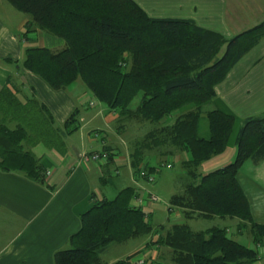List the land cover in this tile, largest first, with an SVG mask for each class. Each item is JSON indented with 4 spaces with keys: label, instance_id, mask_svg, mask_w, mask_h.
I'll list each match as a JSON object with an SVG mask.
<instances>
[{
    "label": "trees",
    "instance_id": "obj_1",
    "mask_svg": "<svg viewBox=\"0 0 264 264\" xmlns=\"http://www.w3.org/2000/svg\"><path fill=\"white\" fill-rule=\"evenodd\" d=\"M6 1L30 16L24 35L38 29L64 41L58 51L27 48L22 68L54 90L81 81L91 97L117 114L120 133L127 121L150 126L129 144L133 174L157 172L167 158L186 154L181 158L186 179L170 197L169 210L179 209L190 220L236 219L233 235L238 237L245 229L255 244L247 246L229 237L228 226L155 227L149 213L134 202L138 190L129 186L112 199L94 202L80 216V229L66 248L55 252L54 264H103L100 255L110 244L148 236L154 239L146 246L170 249L176 264H264L260 251L264 224L253 220L237 178L245 162L258 165L264 160V112L241 120L233 161L200 171L204 162L225 152L236 122L215 106V86L264 38V18L225 37L192 19L150 17L133 0ZM78 114L73 110L58 126L35 96L10 81L0 87V170L44 183L45 169L32 148L43 143L64 151L65 138L80 127ZM172 115L174 120L168 123ZM202 115L206 136L199 129ZM105 152L111 164L113 153L107 148ZM135 254L112 264H130Z\"/></svg>",
    "mask_w": 264,
    "mask_h": 264
},
{
    "label": "crops",
    "instance_id": "obj_2",
    "mask_svg": "<svg viewBox=\"0 0 264 264\" xmlns=\"http://www.w3.org/2000/svg\"><path fill=\"white\" fill-rule=\"evenodd\" d=\"M133 1L153 18L192 19L199 26L217 31L225 37H231L241 30H231L227 18L229 0ZM247 1L244 0L240 6L252 5ZM251 1L264 9V0ZM0 9H3L5 16L13 14L1 0ZM262 9L260 11H264ZM238 13L242 19L245 18L246 12L242 9ZM11 20L10 17L9 22L7 19L0 20V61L13 62L21 56V43L15 32L25 33L27 20H19L17 28L12 26ZM252 20L253 23L260 21L257 18ZM13 21L17 20L14 18ZM32 34L30 32L23 38L27 39ZM9 81L24 93H32L43 103L58 126L64 123L73 110H79L80 127L65 138L64 151L47 148L43 143L32 148L45 169L44 183L0 170V264H54L55 252L66 248L70 237L80 229V216L94 202L109 199L108 193L99 184H106L115 192L122 185L136 188L138 195L144 190L152 193L145 189V180L133 174L129 163V146L117 128V114L99 106L81 85L74 83L65 89L67 92L54 90L39 76L24 68L13 71L5 64H0V87ZM215 91L216 107L232 114L238 128L242 119L264 112V38L234 65L225 79L215 86ZM236 126L225 152L204 162L200 167L201 172H209L216 166L223 167L234 159ZM105 148L113 153L111 164L85 162V154L105 152ZM150 162L154 164L152 160ZM123 171L124 177L121 175ZM113 174L112 180L109 176ZM237 178L248 198L253 220L264 224V160L258 165L245 162ZM150 203L153 202H147L142 207ZM232 230L235 234V230ZM161 249L170 253L167 248L152 247L154 253ZM135 250L102 263L112 264Z\"/></svg>",
    "mask_w": 264,
    "mask_h": 264
},
{
    "label": "rangeland",
    "instance_id": "obj_3",
    "mask_svg": "<svg viewBox=\"0 0 264 264\" xmlns=\"http://www.w3.org/2000/svg\"><path fill=\"white\" fill-rule=\"evenodd\" d=\"M3 4L6 6L7 10L10 12H13V14H8V16L4 15L3 9H0V14L2 18L0 20L4 21L7 19L9 22V17L12 18V26L14 28H17V25L19 23V20L26 19L27 21L30 19V16L27 14H23L19 11H17L13 6H11L6 0H1ZM230 4L228 7L229 15H227V18L229 17V23L231 24V30L233 31L239 30V29H246L254 25V21L252 18H257L258 20H261L264 18V11H260L258 6L254 5L255 1L252 3L251 0H248L247 2L252 5H244V7L240 6L243 5L244 0L238 1V0H229ZM239 5V6H238ZM238 6V7H237ZM240 9L243 10V12H246V16L244 19L240 17ZM245 10V11H244ZM264 10V9H262ZM249 13H251V16L249 17ZM244 14V13H243ZM245 15V14H244ZM249 17V18H248ZM16 19L17 21H13V19ZM248 18V19H247ZM252 22V23H251ZM32 35H29L27 39H24V32H15V35L19 38V41L21 43V56L19 60H13V62H8L5 60H1L0 64H5L6 67H10L13 71H17L19 67L22 68L21 62L24 57V52L27 48L30 47H47L53 51H58L64 47V41L60 39L57 36L51 35L45 31L42 30H36L32 32ZM237 33V32H236ZM81 85L82 88L85 89L83 83L81 81H78L75 83V85ZM67 89V88H66ZM65 92L68 90L63 89ZM25 94L32 96V93L26 92ZM90 95V94H89ZM36 98V97H35ZM93 98V97H92ZM94 99V98H93ZM95 100V99H94ZM96 101V100H95ZM133 102V106L136 104ZM96 103L99 106H104V104H101L96 101ZM215 104V100H214ZM212 105H208L210 108ZM216 106V105H215ZM175 115H172L168 118V123H172L174 120ZM125 129L124 132H122V139L125 141L127 147L129 146L130 142L133 140V138L142 136L149 128L147 124H139L136 121H127L125 123ZM237 124H235L236 126ZM240 127V126H239ZM236 130L239 129L237 126L235 127ZM199 129L200 134L203 136H206L208 134L207 130V120L206 116L202 115L199 121ZM233 136V135H232ZM126 147V148H127ZM129 150V148H128ZM129 152V151H128ZM186 155V154H185ZM187 156V155H186ZM234 160V159H233ZM232 160V161H233ZM171 164V167H168L167 164ZM230 163V162H229ZM213 164V163H212ZM226 165V164H225ZM219 168V166H216L215 168H212V170ZM203 170V169H202ZM210 170V171H212ZM201 171V169H200ZM121 175L124 177L125 172L123 171ZM155 178V182L153 184H150L145 181V189H147L149 192H151L154 196L157 197L158 202L150 203L149 206L143 207V209L149 213V221L157 227L158 225H165L166 227H169L170 225L174 223H187L190 225V227L193 230H203L207 228H211L214 226L219 227H225L228 226V236L235 238L240 243L245 244L247 246L255 247V244H253L250 241V235L246 232L245 229L243 230V233L235 237L233 235V230H235V233H237V224L238 220L236 219H220V218H214V219H186L184 216L180 213L179 209L174 208L172 212L169 211V198L173 193L178 192L183 184V181L186 179V176L184 174L183 168L181 166V157H169L167 158L161 165L158 172H154L153 174ZM110 179H114L113 176H109ZM97 186V185H96ZM127 186V185H126ZM102 189H105L108 193L107 197L109 199H112L116 196L117 191L115 192L114 189H109L108 186L100 185ZM119 190L125 186L119 185ZM98 188V187H97ZM154 208V209H153ZM232 230V231H231ZM154 236V235H153ZM156 237V236H155ZM154 238L151 236L148 237H141L137 239H130L127 242H123L120 244H110L106 250L100 255V258L102 261H109V259L114 257H122L125 255V253L130 252L134 249L137 254L134 255L133 258L136 257H145V264H176L173 262L170 258V254L167 251H164V249H161L160 251H157L154 253L152 248H149V246H146V244L153 240ZM141 246L137 249V247ZM170 250V249H168ZM261 256L264 257V243L260 246ZM261 262V261H260ZM260 262H256L254 264H260ZM106 264V263H105ZM134 264V263H130Z\"/></svg>",
    "mask_w": 264,
    "mask_h": 264
},
{
    "label": "built area",
    "instance_id": "obj_4",
    "mask_svg": "<svg viewBox=\"0 0 264 264\" xmlns=\"http://www.w3.org/2000/svg\"><path fill=\"white\" fill-rule=\"evenodd\" d=\"M85 162H97V163H105L109 159V155L107 152H93L89 154L84 155ZM168 167H171V164H167ZM49 174V172H47ZM141 178H143L146 182L153 184L155 182V178L152 173H146L145 171H142L139 175ZM136 204L143 206L147 202H158L157 197H155L153 194L148 193L146 190H144L137 198H136ZM131 263L134 264H145V257H136L131 260Z\"/></svg>",
    "mask_w": 264,
    "mask_h": 264
}]
</instances>
